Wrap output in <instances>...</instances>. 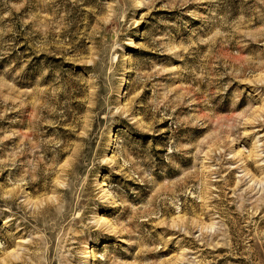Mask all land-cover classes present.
Wrapping results in <instances>:
<instances>
[{"label":"rangeland","instance_id":"1","mask_svg":"<svg viewBox=\"0 0 264 264\" xmlns=\"http://www.w3.org/2000/svg\"><path fill=\"white\" fill-rule=\"evenodd\" d=\"M0 264H264V0H0Z\"/></svg>","mask_w":264,"mask_h":264}]
</instances>
